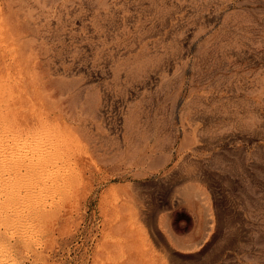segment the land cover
<instances>
[{
  "label": "rangeland",
  "instance_id": "obj_1",
  "mask_svg": "<svg viewBox=\"0 0 264 264\" xmlns=\"http://www.w3.org/2000/svg\"><path fill=\"white\" fill-rule=\"evenodd\" d=\"M101 1L0 0V264H264V0Z\"/></svg>",
  "mask_w": 264,
  "mask_h": 264
},
{
  "label": "bare ground",
  "instance_id": "obj_2",
  "mask_svg": "<svg viewBox=\"0 0 264 264\" xmlns=\"http://www.w3.org/2000/svg\"><path fill=\"white\" fill-rule=\"evenodd\" d=\"M100 1H101V0H100ZM103 1H104V0H103ZM21 2H22V1H21ZM66 2H67V1H66ZM101 2H102V1H101ZM60 3H61V2H60ZM46 4H47V3H46ZM98 4H99V3H98ZM100 4H101V3H100ZM106 4H107V3H106ZM29 5H30V4H29ZM66 5H67V4H66ZM58 6H59V5H58ZM68 6H69V4H68ZM98 6H99V5H98ZM28 7H29V6H28ZM52 7H53V6H52ZM62 7H63V6H62ZM65 7H66V6H65ZM100 7H101V6H100ZM102 7H103V6H102ZM97 8H98V7H97ZM123 8H124V7H123ZM59 9H60V8H59ZM61 9H62V8H61ZM61 9H60V10H61ZM64 9H65V8H64ZM72 9H73V8H72ZM121 9H122V8H121ZM121 9H120V10H121ZM128 10H129V9H128ZM101 11H102V9H101ZM118 11H119V10H118ZM121 11H122V10H121ZM33 13H34V12H33ZM60 13H61V12H60ZM102 14H104V13H102ZM95 15H96V14H95ZM32 16H33V15H32ZM98 16H99V15H98ZM25 17H26V16H25ZM27 17H28V19H29V16H27ZM38 17H39V16H38ZM39 18H40V17H39ZM58 18H59V17H58ZM91 18H92V17H91ZM101 18H103V17L101 16ZM30 19H31V18H30ZM35 19H36V18H35ZM93 19H94V18H93ZM103 19H104V18H103ZM36 20H37V19H36ZM23 21H24V19H23ZM25 21H26V20H25ZM62 21H63V20H62ZM96 21H97V20H96ZM37 22H38V21H37ZM26 23H28V21L25 22V24H26ZM39 23H40V22H39ZM93 23H94V22H93ZM96 23H97V22H96ZM18 24H19V22H18ZM18 24H16V25H18ZM59 24H60V23H59ZM61 24H62V23H61ZM19 25H20V24H19ZM19 25H18V26H19ZM36 25H37V24H36ZM45 25L48 26V24H45ZM26 26H27V25H26ZM28 26H29V25H28ZM28 26H27V27H28ZM39 26H40V25H39ZM55 26H56V25H55ZM57 26H58V24H57ZM93 26H94V28H95L96 25H93ZM93 26H92V27H93ZM99 26H100V25H99ZM22 27H23V26H22ZM41 27H42V26H41ZM41 27H40V29H41ZM51 27H52V26H51ZM58 27H59V26H58ZM102 27H103V26H102ZM18 28H19V27H18ZM23 28H24V27H23ZM52 28H53V27H52ZM54 28H55V27H54ZM90 28H91V27H90ZM44 29H45V28H44ZM57 29H58V28H57ZM19 30H20V29H19ZM22 30H23V29H22ZM91 30H92V29H91ZM27 31H28V30H27ZM31 31H32V30H31ZM37 31H38V30H37ZM54 31H55V30H54ZM93 31H94V30H93ZM97 31H98V30H97ZM39 32H40V31H39ZM20 33H21V32H20ZM32 33H33V32H32ZM23 34L25 35L26 33H23ZM29 34H31V32H30ZM18 36H19V35H18ZM18 36H17V37H18ZM26 36H27V34H26ZM46 36H48V35H46ZM22 37H23V36H22ZM52 37H53V36H52ZM39 38H40V37H39ZM65 38H66V37H65ZM18 39H19V38H18ZM18 39H16V43H17ZM24 39H25V38H24ZM52 39H53V38H52ZM58 39H59V38H58ZM33 40H34V39H33ZM60 40H61V39H60ZM21 41H22V40H21ZM27 41H28V40H27ZM55 41H56V40H55ZM24 42H26V41H24ZM22 43H23V42H22ZM42 43H43V42H42ZM45 43H46V42H45ZM23 44H24V43H23ZM43 44H44V43H43ZM47 44H48V43H47ZM86 44H87V43H86ZM30 45H31V44H30ZM24 46H25V48H26L27 45H24ZM31 46H33V45H31ZM41 46H42V45H41ZM61 46H62V45H61ZM51 47H52V46H51ZM64 47H65V46H64ZM66 47H67V46H66ZM88 47H89V46H88ZM36 48H37V47H36ZM61 48H62V47H61ZM57 49H58V48H57ZM65 49H66V48H65ZM62 50H63V49H62ZM68 50H69V49H68ZM31 51H32V49H31ZM47 51H49V50H47ZM29 52H30V50H29ZM60 52H61V51H60ZM70 52H71V51H70ZM27 53H28V52H27ZM47 53H48V52H47ZM66 53H67V51H66ZM51 54H52V53H51ZM56 54H58V53H56ZM72 56H73V55H72ZM56 57H57V56H56ZM75 57H76V56H75ZM141 57H142V56H141ZM48 58H49V57H48ZM50 58H51V57H50ZM54 58H55V57H54ZM73 58H74V57H73ZM57 59L59 60V58H57ZM52 60H53V59H52ZM70 60H71V59H70ZM67 61H68V60H67ZM39 62H40V61H39ZM42 62H43V61H42ZM45 62H46V61H45ZM57 62H58V61H57ZM73 62H74V61H73ZM54 63H55V61H54ZM43 64H44V63H43ZM48 64H49V63H48ZM62 64H63V63H62ZM40 65H41V63H40ZM56 65H57V64H56ZM66 65H67V63H66ZM59 66H60V65H59ZM54 67H55V64H54ZM65 68H66V67H65ZM62 69H64V68H62ZM65 71H66V70H65ZM67 72H68V70H67ZM64 73H65V72H64ZM126 75H127V74H126ZM126 77H128V76H126ZM74 82H75V81H74ZM67 86H68V85H67ZM79 87H80V86H79ZM79 87H78V88H79ZM59 89H60V88H59ZM65 90H66V89H65ZM73 91H74V90H73ZM58 92H59V91H58ZM58 92H57V93H58ZM62 92H63V91H62ZM65 94H66V93H65ZM80 96H81V95H80ZM75 97H76V96H75ZM77 99H78V98H77ZM85 103H86V102H85ZM99 107H100V106H99ZM62 109H63V108H62ZM85 109H86V108H85ZM101 109H102V108H101ZM82 110H83V109H82ZM66 111H68V110H66ZM66 111H65V112H66ZM95 111H96V110H95ZM65 112H64V113H65ZM82 112H83V111H82ZM66 113H67V112H66ZM99 113H100V111H99ZM79 115H80V114H79ZM85 123H86V122H85ZM83 124H84V123H83ZM86 125H87V124H86ZM93 135H94V134H93ZM8 137H9V136H8ZM92 137H93V136H92ZM1 138H2V137H1ZM10 138H11V137H10ZM12 138H13V137H12ZM12 138H11V140H12ZM19 138H20V137H19ZM31 138H32V137H31ZM14 139H15V137H14ZM92 139L95 140L96 137H95V138H92ZM98 139H99V138H98ZM19 140H20V139H19ZM23 140H24V139H23ZM8 141H9V140H8ZM17 141H18V140H17ZM20 141H21V140H20ZM9 142H10V141H9ZM23 142H24V141H22V143H23ZM25 142H26V141H25ZM22 143H21V144H22ZM26 143H27V142H26ZM34 143H35V142H34ZM36 143H37V142H36ZM12 144H13V143H12ZM17 144H18V143H17ZM21 144H20L19 146H18V145H17V146L20 147ZM30 144H31V142H30ZM30 144H29V145H30ZM32 145H33V144H32ZM12 146H13V145H12ZM3 147H4V146H3V144H2V148H3ZM33 147H34V146H33ZM0 148H1V147H0ZM6 149H7V147H6ZM6 149H5V150H6ZM11 149H12V148H11ZM3 150H4V149H3ZM3 150H2V151H3ZM8 150H10V149H8ZM18 150H19V149H18ZM0 151H1V150H0ZM16 151H17V150H16ZM3 153H4V152H3ZM5 153H7V152H5ZM5 153H4V154H5ZM13 153H15L14 150H13ZM1 154H2V153H1ZM11 154H12V153H11ZM15 154H16V153H15ZM19 154H20V153H19ZM4 156H5V155H4ZM12 156H13V155H12ZM16 156H17V154H16ZM1 157H3V155H1ZM4 158H6V157H4ZM10 158H11V157H10ZM2 160H3V159H2ZM60 181H61V180H60ZM1 247H2V246H1ZM2 257H3V256H2ZM4 258H5V257H4ZM2 259H3V258H2ZM7 263H8V262H7ZM7 263H6V264H7ZM8 264H9V263H8Z\"/></svg>",
  "mask_w": 264,
  "mask_h": 264
}]
</instances>
